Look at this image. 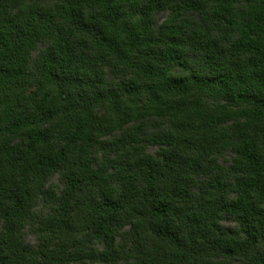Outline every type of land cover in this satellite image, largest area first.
Returning <instances> with one entry per match:
<instances>
[{
    "label": "trees",
    "instance_id": "obj_1",
    "mask_svg": "<svg viewBox=\"0 0 264 264\" xmlns=\"http://www.w3.org/2000/svg\"><path fill=\"white\" fill-rule=\"evenodd\" d=\"M0 264H264V0H0Z\"/></svg>",
    "mask_w": 264,
    "mask_h": 264
},
{
    "label": "rangeland",
    "instance_id": "obj_2",
    "mask_svg": "<svg viewBox=\"0 0 264 264\" xmlns=\"http://www.w3.org/2000/svg\"><path fill=\"white\" fill-rule=\"evenodd\" d=\"M55 180H57V179H55ZM42 208H39V210H41ZM26 239H27V242H29V243H31V244H33V245H35L36 244V237H35V235L33 234V233H27V235H26Z\"/></svg>",
    "mask_w": 264,
    "mask_h": 264
}]
</instances>
